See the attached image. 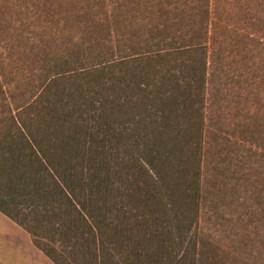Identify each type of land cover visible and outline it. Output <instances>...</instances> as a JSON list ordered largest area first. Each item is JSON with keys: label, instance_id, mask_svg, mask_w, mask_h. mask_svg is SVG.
Returning a JSON list of instances; mask_svg holds the SVG:
<instances>
[{"label": "rangeland", "instance_id": "obj_1", "mask_svg": "<svg viewBox=\"0 0 264 264\" xmlns=\"http://www.w3.org/2000/svg\"><path fill=\"white\" fill-rule=\"evenodd\" d=\"M12 137L57 166L0 264H264V0H0Z\"/></svg>", "mask_w": 264, "mask_h": 264}, {"label": "trees", "instance_id": "obj_2", "mask_svg": "<svg viewBox=\"0 0 264 264\" xmlns=\"http://www.w3.org/2000/svg\"><path fill=\"white\" fill-rule=\"evenodd\" d=\"M21 129L20 131H24L25 127ZM21 134L23 135V133ZM27 139L26 137L25 139L21 137L15 140V137H12L5 144L7 152L3 143H0V185L3 186V189H0V212L17 224L27 226V230L32 233V229L24 223L26 216L22 208L26 205L23 202H31L32 204L29 206L35 205L33 200H29V196H33V194L45 189L42 184L34 179V176L42 174L45 170L43 167H54L57 165L53 164L52 160L47 157L42 141H38L36 138ZM18 140L21 144L18 143ZM7 163L11 167H5ZM28 179L34 181V183L30 188L29 196L26 197V189L29 187L26 186ZM69 193H71L70 190L66 192V195H69ZM33 213L37 214L38 212L35 210Z\"/></svg>", "mask_w": 264, "mask_h": 264}]
</instances>
